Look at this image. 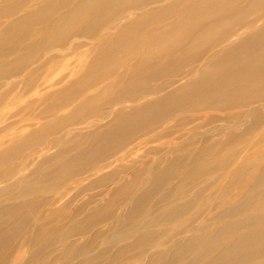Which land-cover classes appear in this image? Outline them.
Instances as JSON below:
<instances>
[{
	"label": "rangeland",
	"instance_id": "374dc122",
	"mask_svg": "<svg viewBox=\"0 0 264 264\" xmlns=\"http://www.w3.org/2000/svg\"><path fill=\"white\" fill-rule=\"evenodd\" d=\"M263 87L264 0H0V264H22L45 236L35 264L95 261L73 258L91 234L72 230L157 151L186 150L169 184L208 186L211 211L219 186L251 188L264 122L247 125L264 117ZM245 193L239 219L194 215L210 237L180 264H264V183ZM195 210L150 231L163 243L178 221L193 230Z\"/></svg>",
	"mask_w": 264,
	"mask_h": 264
},
{
	"label": "bare ground",
	"instance_id": "6f19581e",
	"mask_svg": "<svg viewBox=\"0 0 264 264\" xmlns=\"http://www.w3.org/2000/svg\"><path fill=\"white\" fill-rule=\"evenodd\" d=\"M245 90H247L246 87H243V93ZM258 96L259 95H256L255 97ZM244 107L247 106L245 105ZM259 112L260 109H257L253 114ZM263 122L264 117H256L255 119L251 117L247 125L249 126L248 130L255 129ZM151 133L152 132L149 134ZM149 134L147 133V135ZM175 150L176 151H170L172 152V158L169 159L166 158L167 155H164L166 153L165 150L155 152V155L158 157L155 162L144 165V167L140 168L129 180L122 182L100 206H97L92 213L87 215L85 219L88 220V222L82 220L79 223V228L72 230L73 238L91 234L82 245L76 246L72 243L71 246L68 247L70 249H76L73 258L77 259L79 256L82 257L91 254L95 261H92L90 264H96L101 257L112 254L111 263L109 264H180L187 260V254L190 255L200 247V243L203 242L204 238L208 239L210 237V235L206 234L207 232L201 233V230L205 229V227L202 226L203 221H201L199 217L193 218L194 215L200 216L203 213L208 214L207 221L211 222L214 220V223L217 221V224L222 223V221L219 220L222 218H230V220L235 218L239 219L243 215V212L248 209V204L252 199L246 195L245 191H250L253 187H258L264 183L263 168L259 173L257 181L254 180L251 185L249 184V186H251L249 189H229L230 185H227V189H223V185L219 186L218 197L216 198V205L218 207L217 210L211 211L212 209H210L209 204L206 202L207 200L204 198L208 186L205 189H183L182 186L173 187L169 184L174 176L177 175L180 161L186 151L184 149ZM231 186L233 185L231 184ZM19 190V193L23 194L24 190ZM237 196H239L238 199H235ZM70 207L71 206H69L68 209H70ZM224 208L226 209L223 211ZM82 209H84V207ZM191 210L195 211L186 218L195 219V221L190 224L191 226L194 225V228L192 227L193 230L189 227V229H180L187 219L178 221L174 229L170 231V236L166 237L163 243L158 241L161 238V232L156 234L150 231L151 228H155L163 221L176 220L179 216L187 214V212ZM81 211L82 210H79L78 213ZM199 212L202 213L200 214ZM50 213L51 212H49V214ZM213 214L215 215L212 216ZM77 216V213L72 215L73 218ZM23 221L21 223H23ZM154 224L157 225L153 226ZM234 226L235 222L225 223L222 225V228H217L213 235H220L223 231L225 233L226 229L230 231ZM43 228H41V230ZM18 234H20V232H18ZM179 235L185 236L182 237L184 242L174 244L173 238L179 237ZM196 235H199V237H196ZM8 236L9 235H7V237ZM50 240L51 239L47 236L40 239L31 238L27 248L22 250V253H20L17 259L23 257L24 261L22 264H35L38 257L51 247ZM1 246L3 245L1 244ZM166 250L170 251V255L165 253ZM201 258L204 259L203 256L197 257L192 263L200 262ZM70 262L71 261H69L68 264H70ZM209 264H220V262ZM227 264H230V261Z\"/></svg>",
	"mask_w": 264,
	"mask_h": 264
}]
</instances>
